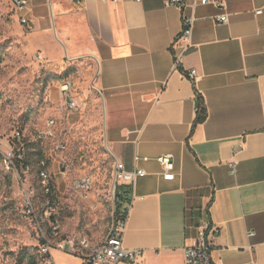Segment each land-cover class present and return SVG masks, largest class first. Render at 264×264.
Listing matches in <instances>:
<instances>
[{
    "label": "crops",
    "instance_id": "1",
    "mask_svg": "<svg viewBox=\"0 0 264 264\" xmlns=\"http://www.w3.org/2000/svg\"><path fill=\"white\" fill-rule=\"evenodd\" d=\"M25 12L32 33L57 39L41 41L43 56L95 63L90 80L102 94L104 147L112 162L145 171L136 178L122 235V245L138 256L117 264H184L186 190L196 187L213 189L205 215L216 228L212 260L264 264V0L187 8L194 24L178 66L171 45L181 14L164 0H30ZM221 14L226 23L215 19ZM190 69L193 80L184 76ZM196 92L206 118L191 132ZM164 154L174 164L171 180L162 177ZM54 261L84 264L76 257Z\"/></svg>",
    "mask_w": 264,
    "mask_h": 264
},
{
    "label": "rangeland",
    "instance_id": "2",
    "mask_svg": "<svg viewBox=\"0 0 264 264\" xmlns=\"http://www.w3.org/2000/svg\"><path fill=\"white\" fill-rule=\"evenodd\" d=\"M46 8H49L48 4ZM25 9L17 10L13 0H0V156L7 151L15 128L27 129L31 133L48 117L59 116L58 88L63 79L58 77L70 69L66 78H72L74 83L69 95L77 101L79 110L67 113L68 121L73 135L84 137L87 169L93 176L94 185L85 201L68 191L66 187L72 173H68L67 168L64 174L61 171L63 159L70 152L63 154L50 144L38 143L30 147L32 168L26 176L21 170L18 174L8 170L1 158L0 264H19L16 257L21 250L35 251L37 242L22 214V206L29 192L35 194L38 205L42 201L36 177V162L40 157L47 160V169L53 177L55 191L52 193L60 214L61 233H80L91 241H99L106 236L114 215L108 176L112 160L102 142V102L89 87L95 63L85 59L73 62L67 57L55 61L53 53L51 57L43 56L41 43H56L57 39L51 34L50 38L41 40L37 33H32L31 27L20 24L19 18L28 16ZM50 17L54 19L52 11ZM24 186L34 187L37 191H23ZM51 254L59 261L71 257L81 259L56 248L51 249Z\"/></svg>",
    "mask_w": 264,
    "mask_h": 264
},
{
    "label": "built area",
    "instance_id": "3",
    "mask_svg": "<svg viewBox=\"0 0 264 264\" xmlns=\"http://www.w3.org/2000/svg\"><path fill=\"white\" fill-rule=\"evenodd\" d=\"M140 2L141 0H134ZM15 7L23 11L30 0H13ZM206 4L210 0H195L189 4L186 0H164L165 6L176 7L181 14V29L171 45L174 53L173 63L178 66L181 62L182 53L189 47L192 34L194 16L186 13L187 8H193L195 3ZM262 12V8L255 11L256 14ZM219 23L227 22V15L221 14L215 17ZM20 24L30 27V20L27 17L19 18ZM177 47L181 52H175ZM264 51V46H263ZM196 71L190 69L184 72V76L194 79ZM95 77L89 82L91 90L101 96V90L95 84ZM74 80L65 78L58 88L61 104H59L58 117H48L43 125L29 133L27 129L20 127L12 131L11 139L7 151L2 154V163L14 173L21 172L26 176L31 171L30 145L50 144L55 150L69 151L70 155L63 159L61 174L67 168L68 173H72L68 178L69 184L66 189L73 191L82 200L89 198V193L93 188L94 179L88 171L87 153L83 146V136L75 137L73 128L68 121L67 113H74L79 110V105L69 94L72 91ZM102 132V128H101ZM65 139H68L67 141ZM103 142V135H102ZM104 146V143H103ZM105 148V147H104ZM108 152V151H107ZM109 154V153H108ZM110 156V154H109ZM111 157V156H110ZM138 156H135V160ZM162 167V177L171 180L174 177V164L170 156L161 155L158 158ZM37 172L39 190L42 191V201L38 203L34 199L33 192L26 193L23 201L22 214L27 219L38 245V252L41 256V264H56L51 254V249L56 248L63 252L79 256L84 264H117L120 261L135 262L138 252L125 248L122 245V235L125 228L126 216L134 196V187L137 177L145 175V171L139 167L127 170L124 163L119 160L112 162L109 171L110 196L114 204V215L106 236L99 241H91L80 233H61L60 214L56 199L52 191H55L52 174L47 169V160L40 157L37 159ZM235 160L228 162L231 174L236 172ZM20 182L22 179L19 177ZM23 184V183H22ZM129 191L130 198H122L123 189ZM23 191H37L34 187H23ZM216 232V228L210 227L209 221L201 219L194 233L188 236V243L183 247L184 264H219L212 260L211 237Z\"/></svg>",
    "mask_w": 264,
    "mask_h": 264
},
{
    "label": "trees",
    "instance_id": "4",
    "mask_svg": "<svg viewBox=\"0 0 264 264\" xmlns=\"http://www.w3.org/2000/svg\"><path fill=\"white\" fill-rule=\"evenodd\" d=\"M70 69L65 71L59 79L68 77ZM197 97V109L196 116L193 120L191 132L194 130L197 124L203 122L206 118V109L202 97L196 92ZM190 132V133H191ZM33 145H30V147ZM2 157L0 156V159ZM111 159V157H110ZM111 169V168H110ZM129 191L123 189L122 198L128 200ZM210 197L204 208L202 207L203 197ZM213 200V189L210 187H196L186 190V207L184 211V225L185 235L189 236L194 232L201 219L208 215V209ZM204 210V211H203ZM206 215V216H205ZM207 218V217H206ZM34 252H30L27 249L21 250L17 254V261L19 264H41V256L38 252V245L36 244Z\"/></svg>",
    "mask_w": 264,
    "mask_h": 264
}]
</instances>
